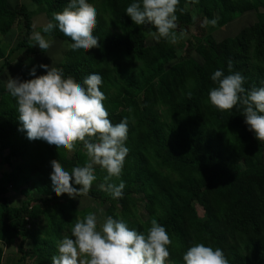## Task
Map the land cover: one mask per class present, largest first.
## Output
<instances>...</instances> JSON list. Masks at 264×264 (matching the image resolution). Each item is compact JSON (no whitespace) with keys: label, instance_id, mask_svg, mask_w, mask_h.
<instances>
[{"label":"trees","instance_id":"1","mask_svg":"<svg viewBox=\"0 0 264 264\" xmlns=\"http://www.w3.org/2000/svg\"><path fill=\"white\" fill-rule=\"evenodd\" d=\"M31 2L48 21L67 4ZM87 2L97 12L93 35L99 47L73 51L70 38L55 28L42 35H60L69 45L51 67L77 83L90 73L101 76L108 119L113 125L128 120V152L119 179L109 181L124 182L122 197L110 196L105 172L94 166L96 179L77 198L91 199L103 219H121L138 232L153 220L162 225L172 242L166 264H183L182 253L195 243L219 247L228 264H264V142L247 130L241 105L217 110L208 102L212 72L230 74L229 62L231 72L245 78L246 91L264 85V0H178L175 31L186 34L185 41L160 39L152 49L145 35L152 25H135L124 13L132 0ZM251 11L256 20L237 35L218 42L210 37V31ZM211 19L214 26L205 23ZM17 25L23 37L6 49L2 38ZM33 32L26 3L0 0V75L13 61L39 53L30 44ZM15 109V99L2 93L0 154L8 169L0 170V243L15 246L19 255L4 264L32 261L29 253L33 264H51L58 240L93 209L51 192L50 161L70 171L87 161L86 150L81 142L68 152L28 140L18 130ZM9 185L23 197L19 205L9 204ZM2 255L0 247V264Z\"/></svg>","mask_w":264,"mask_h":264},{"label":"clouds","instance_id":"2","mask_svg":"<svg viewBox=\"0 0 264 264\" xmlns=\"http://www.w3.org/2000/svg\"><path fill=\"white\" fill-rule=\"evenodd\" d=\"M178 0H132L124 13L135 25L150 24L155 32L150 33L157 41L164 39L175 43L176 6ZM97 12L87 0H67L66 6L53 13L42 28L50 33L53 28L69 37L73 51L85 53L88 49L99 47L98 38L93 35ZM55 22V23H53ZM215 25L216 19L207 20ZM31 40L41 50L50 47L41 32H33ZM32 44V45H33ZM44 69L35 75L36 66L29 69L32 79L21 80L8 77L4 88L16 101L18 130H22L28 140H41L56 150L71 152L77 142L83 144L87 161L82 166L65 170L58 161H50L48 177L51 192L59 197L69 198L86 195L96 179L94 166L105 172L106 190L114 199L123 195L125 187L122 180L117 184L128 149L125 141L128 135V120L122 118L112 124L108 119L103 101L105 96L99 90L102 78L98 73H90L77 83L66 77L63 70L39 64ZM222 70L212 72L210 80L215 85L209 89L208 102L217 110H230L237 104L242 106V115L247 130L255 140L264 142V85L245 90V78L239 72ZM71 181V183H70ZM165 228L155 220L146 232L129 228L125 221L107 217L97 223L94 214L77 219L70 232L56 243V254L51 264H166L171 244ZM183 264H228L219 248L195 243L181 256Z\"/></svg>","mask_w":264,"mask_h":264},{"label":"rangeland","instance_id":"3","mask_svg":"<svg viewBox=\"0 0 264 264\" xmlns=\"http://www.w3.org/2000/svg\"><path fill=\"white\" fill-rule=\"evenodd\" d=\"M8 2L11 6L20 2L26 3L32 14L34 32L38 31L41 32L42 34L43 25H45L48 22V18L46 17V13L41 9L39 5L31 2V0H8ZM189 9L192 12H194L191 8ZM255 20H256L255 13L253 11L247 12L242 16L238 17L237 19H235L234 21L228 23L224 27L215 28L214 30L210 31V37L212 36L216 42L224 38L233 37L237 35L238 32L244 26L252 24ZM154 32L155 29L153 26L145 30L146 44L149 47V49H152L153 45L157 41L156 39L153 38L152 35H150V33H154ZM23 33L24 30L22 29L21 25H17L7 35H5L2 38V40H3V45L6 47V49L14 47L16 43L22 39ZM185 35L179 36V34H177L178 38L176 41L182 40V42H184L186 38ZM44 38L46 40H50L51 42L50 47L48 49L41 51V49H39L36 45L33 44L34 41L31 40L30 42L31 46L36 50H38L39 53H37L35 56L31 57L26 61H13V63H11L3 70V72L0 75V95L7 91L4 88V84L6 83L8 77H18L21 80L32 79L33 77L29 75V69L36 66L35 75L38 76L43 74L45 71L44 69L38 67L39 64L43 63L51 67L62 60L64 53L69 47L65 37H62L60 35H56V36L44 35ZM7 169L8 167L6 166L5 163H3V155L0 154V170H7ZM7 189L8 191L6 197L8 199L9 204L19 205L23 197L19 194L17 190H15L10 185L7 186ZM75 201L78 207L89 205L93 209V214L97 219V223L99 224L103 222L104 219L102 217L100 207L95 206V203L91 199L86 197H82V198L76 197ZM199 213L200 215H202V212ZM0 247L4 250L2 255V264H4V262L8 259L17 260V258L19 257V255L15 256L16 254L15 246L6 247L3 243H0ZM11 249L14 250L13 252L14 255L10 253ZM9 253L13 256V258H10L8 256ZM31 257H32L31 253L27 254V258L33 261V258ZM32 261L27 260L26 263L23 264H33Z\"/></svg>","mask_w":264,"mask_h":264},{"label":"crops","instance_id":"4","mask_svg":"<svg viewBox=\"0 0 264 264\" xmlns=\"http://www.w3.org/2000/svg\"><path fill=\"white\" fill-rule=\"evenodd\" d=\"M6 247L8 246V247H11L12 245H6V244H4ZM3 247V246H2ZM5 251H6V248H5ZM3 252H4V250H3ZM13 252H14V250L13 249H11L10 250V253H12L13 254ZM8 254V256L11 258V257H13L11 254ZM14 255V254H13Z\"/></svg>","mask_w":264,"mask_h":264}]
</instances>
